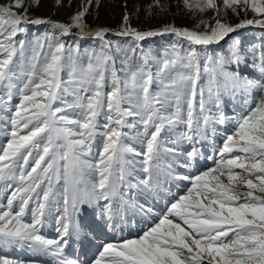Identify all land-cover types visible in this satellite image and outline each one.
<instances>
[{"label":"snow or ice","instance_id":"6c2138e0","mask_svg":"<svg viewBox=\"0 0 264 264\" xmlns=\"http://www.w3.org/2000/svg\"><path fill=\"white\" fill-rule=\"evenodd\" d=\"M40 2L0 4V264H25L9 250L52 264H264V0H180L191 28L141 30L125 12L112 34L126 44L87 24L93 0L65 21L33 15ZM250 26L261 43L246 47ZM250 54L254 75L241 71Z\"/></svg>","mask_w":264,"mask_h":264},{"label":"rangeland","instance_id":"374dc122","mask_svg":"<svg viewBox=\"0 0 264 264\" xmlns=\"http://www.w3.org/2000/svg\"><path fill=\"white\" fill-rule=\"evenodd\" d=\"M5 0H0V4ZM154 0H99V6H96V0H93V6L90 8L89 13L86 16V22L91 28L106 27L110 29L107 39L115 43L126 44L129 38L119 37L112 34L119 30L122 22V17L125 12L129 14V23L132 27L141 30L157 29L163 25L170 24L176 27H188L193 25V18L186 9L183 8V4L180 0H161L162 4L168 5V11L161 12L159 8L153 7L149 14L147 6L152 4ZM80 0H72L71 6H69V0H62L63 6L57 7L54 4V0H41L38 7L30 9L31 13L35 16L50 17L52 20L65 21L69 16L77 11V7ZM179 5V6H178ZM213 13L208 12L204 15V19H208ZM249 13V18L251 17ZM231 23L235 24L239 21L235 17L230 18ZM37 28L33 27L30 30V35L37 33ZM40 32L44 31V27L39 29ZM239 36L244 41L247 47L249 43H255L259 45L261 43V30L257 27H248L239 31ZM68 43H73L76 38L74 36H68L64 38ZM174 37L166 35L163 37L149 38L144 42V47L151 46L154 49H162L169 44ZM81 48L98 47L99 42L92 39H85L78 41ZM258 58L259 52L256 53ZM253 62V56L250 54L248 57V66L243 67L241 71L244 74L254 75L255 69L251 67ZM258 62V59H257ZM233 109L229 106L226 111ZM229 114V113H228ZM229 116H232L229 114ZM211 154V149H206ZM204 167L201 170H205L206 167L212 166L210 161L202 162ZM183 169L181 173L183 174ZM187 181H183L182 184H186ZM173 192H176V188L173 187ZM182 194V192H181ZM23 250H21L22 252ZM22 257L24 254L20 253ZM28 260L25 261V264Z\"/></svg>","mask_w":264,"mask_h":264},{"label":"bare ground","instance_id":"6f19581e","mask_svg":"<svg viewBox=\"0 0 264 264\" xmlns=\"http://www.w3.org/2000/svg\"><path fill=\"white\" fill-rule=\"evenodd\" d=\"M45 232H46V234H47V236L49 238H53L56 235L54 229L51 228V225L49 226V228L45 229ZM129 238H131V236H129ZM93 251H94V249L92 248V246H89L85 250V254H87L88 256H91L92 253H93ZM12 253L13 254H11L10 256H15L13 258H19V256L21 255L20 254L21 253V250H13ZM75 254L76 253L73 251L72 252V255L74 256ZM25 257L28 258V259H25ZM81 258H83V256ZM20 259L21 260H24V261H27L28 260V263L27 264H33V262H34V264H52L51 257H47V256H35L32 253H30L29 256H26L24 254L22 257H20Z\"/></svg>","mask_w":264,"mask_h":264}]
</instances>
